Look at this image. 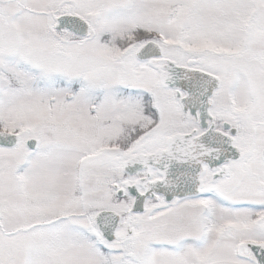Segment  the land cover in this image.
Here are the masks:
<instances>
[{
    "label": "snow or ice",
    "instance_id": "obj_1",
    "mask_svg": "<svg viewBox=\"0 0 264 264\" xmlns=\"http://www.w3.org/2000/svg\"><path fill=\"white\" fill-rule=\"evenodd\" d=\"M0 264H264V0H0Z\"/></svg>",
    "mask_w": 264,
    "mask_h": 264
}]
</instances>
